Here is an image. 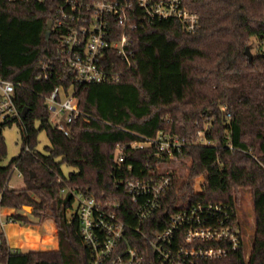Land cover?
Here are the masks:
<instances>
[{
    "label": "trees",
    "instance_id": "trees-1",
    "mask_svg": "<svg viewBox=\"0 0 264 264\" xmlns=\"http://www.w3.org/2000/svg\"><path fill=\"white\" fill-rule=\"evenodd\" d=\"M64 3L0 0V77L14 84L20 112V117L0 126V209L19 212L32 206L30 214L39 219L47 218L45 211L50 209L59 237L58 250L22 252L10 248L0 229V263L88 264L90 251L82 240L78 217L69 214L74 193L82 192L103 203H118L115 209L142 264H162L151 243L135 231L139 202L131 200L126 181L165 174L171 184L149 219L147 233L153 236L162 230L171 213L202 205L208 206V212H231L245 235L237 192L248 188L255 212L252 247L249 250L244 240V249L229 258L243 262L249 250L248 264H264V54L253 60L246 55V47L252 48L251 36L264 40V0L189 2L200 18L194 32L186 31L175 18L134 29V66H125L112 52L110 62L122 69L118 81L76 86L80 114L68 125V134L53 124L46 105L61 83L59 74L53 70L45 77L42 68L57 54L63 30L53 24L48 34V22L55 20ZM15 122L21 128L23 147L4 165L3 129ZM42 130L49 138L43 151L37 149ZM161 130L181 140L177 159L170 162L181 161L184 174L159 164L152 145L132 146ZM199 132L210 143L202 142ZM118 146L125 147L126 159L120 164ZM64 164L74 170L66 174ZM14 168L24 175L23 188L7 184ZM200 176L204 181L197 190ZM10 218L28 221L16 213Z\"/></svg>",
    "mask_w": 264,
    "mask_h": 264
},
{
    "label": "built area",
    "instance_id": "built-area-1",
    "mask_svg": "<svg viewBox=\"0 0 264 264\" xmlns=\"http://www.w3.org/2000/svg\"><path fill=\"white\" fill-rule=\"evenodd\" d=\"M192 1L197 0H65L54 20V26L63 30L57 54L52 62L42 65L45 77L55 70L61 80L46 100L49 111L53 116L67 112L64 122L53 124L68 134V125L80 114L77 85L120 79L122 69L109 60L112 52L125 66H134L132 31L137 27L144 28L157 19L175 18L186 31H196L200 18L188 7ZM17 117L20 112L14 100V84L0 77V126ZM198 134L202 142L210 143L204 132ZM181 144L177 136L161 130L154 138L134 142L132 146L152 145L153 155L164 165L177 159L175 150H180ZM117 150L120 164L126 159L125 147L118 146ZM170 184L171 177L165 174L126 181L131 200L139 202L135 231L151 243L157 259L162 264H215L228 258L227 264H248L249 250L243 262L229 258L244 249L245 240L231 212H208V206L198 205L171 213L165 227L153 236L146 232L149 219ZM74 195L78 202L74 214L79 220L82 240L90 251L88 264H142L138 248L127 237L126 223L115 209L119 204L103 203L82 192ZM215 209L220 211L222 207L216 205Z\"/></svg>",
    "mask_w": 264,
    "mask_h": 264
},
{
    "label": "rangeland",
    "instance_id": "rangeland-1",
    "mask_svg": "<svg viewBox=\"0 0 264 264\" xmlns=\"http://www.w3.org/2000/svg\"><path fill=\"white\" fill-rule=\"evenodd\" d=\"M249 42L251 43V51L253 56L255 57H262L261 54H264V40L260 39L256 35L251 36L249 38ZM243 60V59H242ZM260 61L258 60V63ZM50 117L53 123L62 121L64 122L67 117V112L60 113L58 116H53L50 113ZM38 124V122H37ZM3 134L5 136L6 144H7V156L3 160L2 164L7 165L10 163V161L19 155V153L22 150L23 147V137L21 133V128L17 122H15L12 125H8L3 129ZM49 144V138L47 135L46 130H42L39 132L38 135V144L37 149L44 150V147ZM186 160V159H185ZM163 167H171V168H178V174H184L186 172V168L181 164V161L176 162H168L167 164H164ZM64 171L66 174H68L70 171L74 170L73 167L68 166L66 164L63 165ZM20 170L14 168L12 171L11 178L7 182L8 186L11 188H23L25 186V178L24 175L21 173L19 175ZM204 181V177L200 176L196 179L195 188L197 190L200 189L201 183ZM64 193L66 190L63 191ZM238 194V215H239V222L243 228V231L245 233V240L247 243V248L250 250L252 247L254 232H255V212H254V205H253V199L250 189L248 188H240L237 192ZM78 202L76 201L74 204V208L69 213L70 215L74 214L77 211ZM33 210V208H32ZM31 211L26 210L25 208H22L19 210V212H26L30 214ZM45 212L48 213L47 218H53L51 215L53 214V211L50 209H47Z\"/></svg>",
    "mask_w": 264,
    "mask_h": 264
},
{
    "label": "crops",
    "instance_id": "crops-1",
    "mask_svg": "<svg viewBox=\"0 0 264 264\" xmlns=\"http://www.w3.org/2000/svg\"><path fill=\"white\" fill-rule=\"evenodd\" d=\"M15 213L27 217L28 221H8ZM1 220L4 224H0V229L11 249L22 252L58 250V230L53 218L39 219L26 212H16L13 208L4 207L0 209Z\"/></svg>",
    "mask_w": 264,
    "mask_h": 264
},
{
    "label": "water",
    "instance_id": "water-1",
    "mask_svg": "<svg viewBox=\"0 0 264 264\" xmlns=\"http://www.w3.org/2000/svg\"><path fill=\"white\" fill-rule=\"evenodd\" d=\"M53 24H54V21L52 19L49 20V22H48V34L50 33V31L53 27ZM246 55L250 60H253L254 56H253L251 48L249 46L246 47ZM26 113H27V109H24L22 112V115L25 116ZM32 208H33L32 206H25V209L28 211H31Z\"/></svg>",
    "mask_w": 264,
    "mask_h": 264
}]
</instances>
